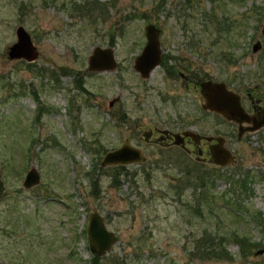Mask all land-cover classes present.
Returning <instances> with one entry per match:
<instances>
[{
  "label": "rangeland",
  "instance_id": "1",
  "mask_svg": "<svg viewBox=\"0 0 264 264\" xmlns=\"http://www.w3.org/2000/svg\"><path fill=\"white\" fill-rule=\"evenodd\" d=\"M160 2L0 0V264H264V126L237 137L233 123L202 112L192 85L185 89L161 66L146 79L132 70L150 23L161 52L179 59L166 64L242 96L248 89L264 105V2ZM18 25L38 51L32 62L6 56ZM94 46L112 48L113 71L86 70ZM187 125L222 137L233 161L214 165L203 144L198 155L141 137ZM123 140L145 160L100 166ZM30 168L39 181L25 188ZM196 174L204 188L196 189ZM93 210L115 234L103 256L87 247ZM203 229L225 236L229 258L190 257ZM235 234L253 244L244 256Z\"/></svg>",
  "mask_w": 264,
  "mask_h": 264
},
{
  "label": "water",
  "instance_id": "2",
  "mask_svg": "<svg viewBox=\"0 0 264 264\" xmlns=\"http://www.w3.org/2000/svg\"><path fill=\"white\" fill-rule=\"evenodd\" d=\"M159 32L160 30L150 23H147L143 27L145 42L132 62L133 70L139 74L141 79H146L159 62ZM14 35L15 41L6 50L7 58L23 60L27 63L32 62L37 57L38 51L31 41L29 34L21 25H18L14 29ZM259 47L260 44L256 40L251 45V51L255 52ZM115 67L116 62L111 47L94 46L87 56L86 70L89 72L113 71ZM198 85L202 100L201 108L203 110L215 113L226 121L236 123L238 126L243 122H247L248 117L240 105L238 93L226 87L222 81L203 80ZM114 100L115 98L111 99L108 105H111ZM257 127L258 125L249 130L256 129ZM174 135L177 138V134ZM182 135L190 137L194 143H197L199 140V136L193 131H184ZM215 139L217 142L208 147L210 160L214 165H228L233 161V156L228 149L221 145L222 140L220 137H216ZM174 143L177 144L178 141L175 140ZM144 160L145 158L141 151L124 140L118 147L105 151L99 160V165L102 167L128 165L140 163ZM38 181L39 174L37 170L30 168L24 174L22 186L25 188L30 187L37 184ZM2 191L3 182L0 177V197ZM85 232L88 250L93 255H105L115 242V234L105 227L103 217L95 210L88 214Z\"/></svg>",
  "mask_w": 264,
  "mask_h": 264
},
{
  "label": "flooded vegetation",
  "instance_id": "3",
  "mask_svg": "<svg viewBox=\"0 0 264 264\" xmlns=\"http://www.w3.org/2000/svg\"><path fill=\"white\" fill-rule=\"evenodd\" d=\"M158 41H159V49H160V40H158ZM144 42H145V38H144ZM170 59L172 61H174L173 63H175V61L178 58L175 57V56H172V55L163 54L161 52V50H160L159 62H158V64L155 67H157V66L158 67L159 66L163 67V72H164L165 76H167L168 78H171V79H175V77H176L177 79L180 80V82L182 81L183 86H184L185 89H188V86L189 85H192V88L194 90H197L198 91V94H199V85H198L199 82L200 81H203V80H210V79L200 78V77L196 76L195 73L193 74L192 72L191 73L190 72H187V73L185 72L184 73V72L180 71L174 64H171V63L166 64V61L167 60H170ZM132 62H133V60H132ZM188 65L189 64H187V65H185L183 67L185 71L187 69H189V66ZM154 68L152 69V71L154 70ZM132 70H133V67H132ZM151 72H150V74H151ZM150 74H149V76H150ZM138 76H139V74H138ZM211 81H213V80H211ZM239 97H240V105L243 108V110L245 111V113L247 114V117L248 118H247V122L241 123L240 126H238L234 122H231L235 126L236 136L237 137H239V135H241L243 133L257 131V130L261 129V127L264 126L263 125V122H264V105L262 104L263 98L258 97L255 93H252L248 89L246 90V94L244 96H242V95L239 94ZM113 102H112V104H113ZM201 102H202V100H201ZM111 105H108V106H111ZM200 108H201V103H200ZM201 110H202V112L205 111L202 108H201ZM205 112H207V111H205ZM209 113H211V112H209ZM212 114H214L216 117L222 118V117H220L219 115H217L215 113H212ZM124 115H123V112H120L119 113V116H123V118H125ZM223 120H225V119H223ZM184 121L186 122L185 119L183 120V122ZM227 122H230V121H227ZM257 125H258V127L256 129L249 130L250 128L255 127ZM187 130L193 131V132H195L199 136V140H198L197 143L192 142V140L190 139V137L183 136L182 135V132L187 131ZM145 133H147V134H145ZM174 134H177L176 135L177 138L175 137ZM141 137H142V140L145 143H148V142L157 143L158 145H161V146H164V147H179L180 149L185 150V151H188L185 146H190V147L194 148V150L196 151V153L198 155H200L201 152H202L201 149L199 148V145L203 144L205 146L204 147L205 148V151L209 155L208 147L210 145L215 144L217 142L215 138L216 137H219V136L210 137V136H205V135L199 134L194 129H192L189 125H187V126L183 127V129L175 128L174 130H171V129H168V128H157V127H153L151 129L149 128V129H146V130H142L141 131ZM220 138L222 140V144L221 145H223L224 144V139L222 137H220ZM175 140L178 141L177 144L174 143ZM131 146L139 149L141 151V153H142L141 148H139L138 146H135V145H131Z\"/></svg>",
  "mask_w": 264,
  "mask_h": 264
},
{
  "label": "trees",
  "instance_id": "4",
  "mask_svg": "<svg viewBox=\"0 0 264 264\" xmlns=\"http://www.w3.org/2000/svg\"><path fill=\"white\" fill-rule=\"evenodd\" d=\"M159 1L162 2L163 0H158V2ZM121 167L122 166H119V168ZM197 175L198 174H196V177H195V184L197 183V185L195 186L196 189L204 188L206 186V180H203V179L201 180V177ZM241 184H242V187H245L244 182H242ZM186 185H189V184H186ZM184 186L185 185L183 184V187ZM203 194L206 195V192L204 191L199 192L200 199L203 196ZM199 204H200L199 200L196 198L195 205L198 207ZM257 214H258L257 217L259 218L260 214L259 213ZM261 223L264 226V223L263 222ZM233 237L235 238L236 242L239 245V254H242L243 256L246 255L247 251L251 249L249 248V246L253 244L249 242V240L245 237V235L235 234L233 235ZM225 239H226L225 236H222V235L217 236V235L211 234L210 232H206V229H203L199 233L198 236L191 239L192 248L188 252V254L190 255L191 258L209 259V260L229 258V253L225 249V243H224Z\"/></svg>",
  "mask_w": 264,
  "mask_h": 264
}]
</instances>
